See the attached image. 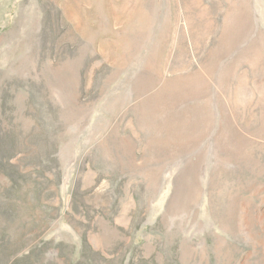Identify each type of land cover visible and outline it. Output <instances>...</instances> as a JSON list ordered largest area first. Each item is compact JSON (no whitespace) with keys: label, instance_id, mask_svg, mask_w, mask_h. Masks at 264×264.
Returning <instances> with one entry per match:
<instances>
[{"label":"rangeland","instance_id":"374dc122","mask_svg":"<svg viewBox=\"0 0 264 264\" xmlns=\"http://www.w3.org/2000/svg\"><path fill=\"white\" fill-rule=\"evenodd\" d=\"M0 264H264V0H0Z\"/></svg>","mask_w":264,"mask_h":264}]
</instances>
